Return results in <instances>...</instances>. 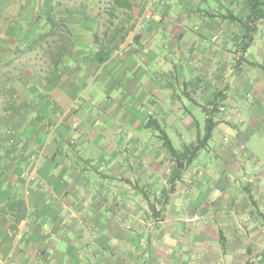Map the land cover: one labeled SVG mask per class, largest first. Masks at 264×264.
<instances>
[{"label": "crops", "instance_id": "obj_1", "mask_svg": "<svg viewBox=\"0 0 264 264\" xmlns=\"http://www.w3.org/2000/svg\"><path fill=\"white\" fill-rule=\"evenodd\" d=\"M163 1L136 33L147 0H65L73 43L59 54L57 85L45 97L42 121L11 116L0 125V207L17 199V186L23 189L38 164L24 197L29 216L18 225L24 238L15 241L0 228V264H264V168L236 157L231 145L214 153L208 146L183 172L164 219L175 232L154 235L150 254L135 235H112L113 211L142 205L144 190L166 188L174 168L158 132L146 126L150 119L182 148L204 129L202 105L216 91L224 98L217 114L228 108L234 115L218 126L237 125L240 109L253 116L264 108V76L257 71L264 69V19L245 52V30L231 19L249 13L248 0ZM24 2L23 17L10 26L18 36L28 35L33 21H45L44 0ZM101 4L110 18L104 28ZM116 32L124 40L95 61ZM185 215L201 219L190 224Z\"/></svg>", "mask_w": 264, "mask_h": 264}, {"label": "rangeland", "instance_id": "obj_2", "mask_svg": "<svg viewBox=\"0 0 264 264\" xmlns=\"http://www.w3.org/2000/svg\"><path fill=\"white\" fill-rule=\"evenodd\" d=\"M25 3L26 2H24V0H0V125H2V121L4 123L9 120L11 116L18 122L25 117H30L34 114L33 117L35 121H42L43 116H41V109L42 106L47 105L45 97L51 96L50 91H52L57 85L59 77L60 66L57 65L56 60L62 51L61 49L64 47L67 48V46H72L73 43L69 33L67 32L68 26L63 19V12L66 8L65 0L53 1V15L55 16L58 24L54 29L53 34L46 35L41 38V34H47L51 28L50 23L45 17L43 19L45 21H42L41 25H39V22L36 21H33L32 25H29L32 29H30V33H28V35L21 34L18 36L15 28L10 31V26L12 23H15V19L23 17V15L18 14V11ZM103 6L105 7L106 5H99L97 12L99 13L98 23L104 28L109 25L110 18L105 13V10H103ZM121 18L125 20L126 15H122ZM42 30H44V32H42ZM112 32L113 30L111 33ZM12 50H15V52L13 53ZM263 70L264 69H258L257 71L264 76ZM47 101H49V98ZM9 110L12 111L8 112ZM257 110L259 112H256ZM221 111L223 114H217L216 117V119L219 120V124L221 122H225L227 119L229 121L233 119L234 115H231V112H229L231 110L227 108ZM240 111L243 114L238 120L237 125L233 123H225L221 126H218V124L215 127L212 138L208 142V146L210 147L209 152L214 153L222 145H231L228 149L232 153H235L236 157H243L245 160H251L253 162L257 161V163L264 168V108L256 109V111L253 110V116L248 114V110L240 109ZM50 125V127L53 128L55 124L50 123ZM7 127H10L9 124ZM198 131L201 134H204V129L202 131L197 129L195 132L196 137ZM17 133L21 134V131H18ZM172 143L177 149L181 148V144L175 136L173 137ZM37 149L39 148L37 147ZM200 152L202 156L207 154L206 150H201ZM250 152H253L258 160L254 159L253 156L250 157ZM38 156L42 155L39 153ZM37 168L38 164L36 163L32 168L33 170L30 169L31 172L29 171L27 177L23 180V189L22 187L17 186L16 190L18 191L17 194H19L17 198H23L24 200V197L28 195L31 184L36 181L35 178ZM166 188H169L168 181ZM166 188L159 187L153 189L152 187H147L144 192L148 196L149 201L142 194V197L144 198V203H142V205L138 206L137 204L131 202L132 207H130V209L118 208L113 211V221L116 224L113 226V230H116L117 232H114L112 235L114 237L118 236V238H120V236L121 238H125L135 235L136 240L141 242L139 245L141 246L142 251H148L147 253L150 254V241L153 239L154 235L165 233L170 234L175 232L171 219L164 222V219L169 217L167 209L169 200L167 204H163V190ZM170 197L171 196H169V199ZM7 200H16V198ZM7 200L3 206L0 207V212L7 204ZM150 203L155 206V214L151 211ZM162 206H164V210L162 209ZM21 209L23 210L20 212ZM17 214L23 215L24 220L28 218L29 210L26 202L25 212L24 208L21 206L20 208H16L15 210L7 213L4 218L3 214L0 213V223L4 221L6 223L0 228L8 229V232L11 235L22 231L18 229V225L23 219L17 225ZM160 216H163V218H160ZM195 217L196 215H185L184 220L186 223L191 224L198 222L201 219ZM16 225L17 228H12ZM187 228L189 227L182 229L181 234L188 233ZM22 234L24 236L23 231ZM161 244V248L163 249L164 244Z\"/></svg>", "mask_w": 264, "mask_h": 264}, {"label": "trees", "instance_id": "obj_3", "mask_svg": "<svg viewBox=\"0 0 264 264\" xmlns=\"http://www.w3.org/2000/svg\"><path fill=\"white\" fill-rule=\"evenodd\" d=\"M248 10L249 13L244 18H237L235 16H231V19L238 20L242 24L245 32L243 34V40L241 42V48L242 51H246L248 47L254 42L255 35L257 33V22L261 19H264V0H248ZM42 11L45 14L46 20L50 23L51 28L50 31L47 34H41V38L45 37L46 35H50L54 33V29L57 27L56 18L53 15V0H44L42 5ZM118 31V30H117ZM95 39L98 41L100 40V36L96 33ZM124 40V36L122 35L120 38L117 36V32L115 35H112L108 42L103 45H101V48L99 52H97L94 57L95 61H102L105 58H107L110 53L116 49L119 46V43ZM62 51H67V48H62ZM242 60H244L242 58ZM241 59L237 60V63H240L242 61ZM247 61V60H246ZM252 65H257L255 63H252L248 61ZM56 63L58 65V59L56 60ZM56 82V81H55ZM54 82V83H55ZM53 83V84H54ZM56 85V83H55ZM54 85V86H55ZM53 86V87H54ZM222 92L216 91L214 98L209 102V106L202 105V109L206 114L205 118V127H204V134H201L199 131L197 132L196 140L189 144H184L181 149H177L171 139L169 138L168 134L164 130V128L161 127L160 123L157 120L150 119L147 122V127L154 129L156 132H158V137L161 139L163 143V147L168 151V154L170 155L171 159L174 162V168L169 176L168 183L169 188L164 189V202L163 204H167L169 200V196L172 192L175 191L176 184L179 180L182 178L183 172L189 167V165L192 164L194 159L197 157L198 153L201 150H204L208 146L209 140L212 138L213 131L215 127L219 124V120L216 119L217 113L219 110V104L218 102L223 100V94ZM212 106V108H211ZM144 197L149 201L148 196L145 192H143ZM251 197V202L254 204V201ZM24 208L25 212V201L23 198H17L16 200H7V204L2 208L1 214L4 216L9 213L10 211L15 210L16 208ZM150 208L153 213H156L155 206L150 203ZM162 209L164 210V206H162ZM23 209L20 210V212ZM160 218H163V216H160ZM23 219V215L17 214L16 215V224L18 225L20 221ZM6 223L1 222L0 227L4 226ZM16 226H11L12 228H17Z\"/></svg>", "mask_w": 264, "mask_h": 264}, {"label": "built area", "instance_id": "obj_4", "mask_svg": "<svg viewBox=\"0 0 264 264\" xmlns=\"http://www.w3.org/2000/svg\"><path fill=\"white\" fill-rule=\"evenodd\" d=\"M163 0H147V3L145 4L141 15L136 21L135 26V32L139 33L140 31H143L148 22L154 18V6L160 3H163ZM79 118L75 117V120L73 122V127L78 128L79 127ZM44 153V152H43ZM16 241H22L24 236L22 234V231H19L17 233L12 234Z\"/></svg>", "mask_w": 264, "mask_h": 264}]
</instances>
